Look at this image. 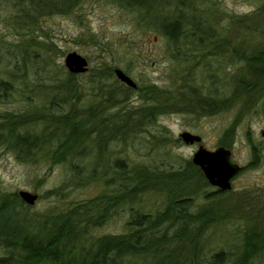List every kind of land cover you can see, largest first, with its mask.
Listing matches in <instances>:
<instances>
[{"label":"trees","instance_id":"16d2710c","mask_svg":"<svg viewBox=\"0 0 264 264\" xmlns=\"http://www.w3.org/2000/svg\"><path fill=\"white\" fill-rule=\"evenodd\" d=\"M84 1L0 0L1 21L18 36L7 44L21 54L11 59L13 49L0 44V65L3 57L9 61L2 70L6 75L0 76V95L16 92L25 101L17 112L0 113V144L25 161L68 165L67 179L49 194L99 186L87 199L33 215L17 191L0 185V264H264V218L222 204L228 189L204 191L211 184L192 160L166 169L131 164L113 154L117 139L133 127L131 115L120 121L110 116V108L124 99L101 84L83 103L79 73H64L51 64L49 41L39 32L43 19L76 13ZM105 1L131 12L136 26L166 40L171 86L137 84L151 103L140 109L143 123H152L158 112L235 109L221 138L222 146L231 147L241 117L261 103L264 110V0L242 15L224 9L219 0ZM29 62L36 74L31 80L26 76ZM107 69L100 72L114 68ZM100 76L95 73L87 82L97 86ZM152 190L165 195L163 209H133L125 231L97 232L118 205ZM201 192L213 202L193 211ZM232 216L240 221L235 231L240 242L228 248L220 244L206 256L205 233Z\"/></svg>","mask_w":264,"mask_h":264},{"label":"rangeland","instance_id":"374dc122","mask_svg":"<svg viewBox=\"0 0 264 264\" xmlns=\"http://www.w3.org/2000/svg\"><path fill=\"white\" fill-rule=\"evenodd\" d=\"M219 1L226 10L229 3H246L252 5L254 9L257 6L256 0ZM42 25L44 28L39 32L49 41L52 65L62 67L59 70L63 69L64 73L68 71L65 57L71 51H76L87 59V71L78 74V80L82 83L83 103L88 100V93L100 89L103 84L108 90H112L115 97L124 99L110 108V116L120 121L122 115L126 119L131 115L129 119L133 122V127L128 126L129 130L124 132V138L120 136L117 139L113 154L125 156L131 164L138 162L173 169L181 167L187 160H192L200 144L209 150L221 146L224 131L235 118V109H225L212 114L187 110L158 112L152 123H143V112L140 109L151 104L150 101L145 99L141 89L132 87L128 90L125 87L127 84H121L122 81L115 74V68L123 69L140 87L152 83L168 87L172 81L170 75L172 62L166 53L167 45L163 35L136 26L131 12L105 0H85L76 13L49 16L43 19ZM17 40L18 36L8 29L0 18V44L13 49L11 59L21 54L16 52V45L7 42ZM2 59L4 60H1L0 76H5L2 70L8 67L9 61L5 57ZM109 66L114 68L111 73L100 72L109 71L107 69ZM95 73L102 74L99 79L104 76L97 86L87 82ZM35 75L34 67L29 62L26 76L31 80ZM40 97L39 94L35 96L37 100H40ZM24 103L19 93L14 92L5 98L0 95V113L17 112L23 109ZM262 107L263 103L256 109L246 112L236 127L231 147L227 148L231 150V161L246 166L233 179L232 187L220 199L222 204L232 207V212L240 210L247 214L251 209L257 218H264ZM186 130L201 135V140L193 144L184 142L181 133ZM252 143L259 148L257 149L260 156L253 166H249L248 163L253 156ZM68 175V165L64 162L52 163L43 159L25 161L13 150L0 144V185L8 191L28 190L37 194L35 202L29 204V211L33 215L53 212L68 204L87 199L99 190L98 184L91 183L80 187H68L61 196L48 193V190L63 184ZM206 187L207 185L202 189L208 192L215 189L213 185ZM203 193L195 195L191 210H200L213 202L205 198ZM165 204L166 198L163 193L153 190L143 193L141 197L131 202L118 205L97 228V232L102 234L125 231L126 221L134 210L156 212L163 209ZM239 223L240 221L232 216L219 223L216 229L209 228L205 233V255L209 256L220 244L228 248L231 244L239 243L240 234L235 233L239 231Z\"/></svg>","mask_w":264,"mask_h":264},{"label":"water","instance_id":"95a60500","mask_svg":"<svg viewBox=\"0 0 264 264\" xmlns=\"http://www.w3.org/2000/svg\"><path fill=\"white\" fill-rule=\"evenodd\" d=\"M65 65L69 71L82 73L88 69L87 59L76 51L69 52L65 57ZM115 74L119 80L131 87H137V82L121 68H115ZM264 134V131H263ZM181 137L186 143L199 142L201 135L191 131H183ZM231 150L225 146H219L214 150H209L202 144L194 153L192 161L203 170L208 181L221 189L232 187V177L240 170L241 165L231 161ZM21 198L28 204H33L38 197L37 194L28 190L18 191Z\"/></svg>","mask_w":264,"mask_h":264},{"label":"clouds","instance_id":"9594fccd","mask_svg":"<svg viewBox=\"0 0 264 264\" xmlns=\"http://www.w3.org/2000/svg\"><path fill=\"white\" fill-rule=\"evenodd\" d=\"M227 8L229 11L234 12L237 15L247 14L254 11V7L246 3H241V4L229 3L227 5Z\"/></svg>","mask_w":264,"mask_h":264},{"label":"flooded vegetation","instance_id":"af4514ba","mask_svg":"<svg viewBox=\"0 0 264 264\" xmlns=\"http://www.w3.org/2000/svg\"><path fill=\"white\" fill-rule=\"evenodd\" d=\"M194 143H196V141L194 142ZM193 144V143H192ZM258 147H257V145L255 144V143H252L251 144V150H252V153H253V156H252V158H251V160L249 161V163L248 164H255L258 160H259V154H257L258 153V149H257ZM254 152H255V154H254ZM199 166V165H198ZM245 166L246 165H241V168H240V170L232 177V182H233V179L237 176V175H239L240 174V172L245 168ZM211 184V183H210ZM211 185H213V184H211ZM213 186H215V185H213ZM219 187L218 186H215V191L218 189Z\"/></svg>","mask_w":264,"mask_h":264},{"label":"bare ground","instance_id":"6f19581e","mask_svg":"<svg viewBox=\"0 0 264 264\" xmlns=\"http://www.w3.org/2000/svg\"><path fill=\"white\" fill-rule=\"evenodd\" d=\"M220 188V187H219Z\"/></svg>","mask_w":264,"mask_h":264}]
</instances>
